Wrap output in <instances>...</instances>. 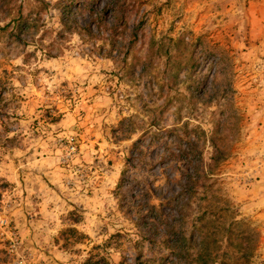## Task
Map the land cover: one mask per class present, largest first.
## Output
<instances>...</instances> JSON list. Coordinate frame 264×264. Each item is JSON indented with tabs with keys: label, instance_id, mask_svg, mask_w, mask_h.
<instances>
[{
	"label": "rangeland",
	"instance_id": "1",
	"mask_svg": "<svg viewBox=\"0 0 264 264\" xmlns=\"http://www.w3.org/2000/svg\"><path fill=\"white\" fill-rule=\"evenodd\" d=\"M57 2L0 0V264H264V0H125L112 43L109 13L87 35ZM212 135L216 215L177 159L190 136L207 164Z\"/></svg>",
	"mask_w": 264,
	"mask_h": 264
},
{
	"label": "trees",
	"instance_id": "2",
	"mask_svg": "<svg viewBox=\"0 0 264 264\" xmlns=\"http://www.w3.org/2000/svg\"><path fill=\"white\" fill-rule=\"evenodd\" d=\"M92 0H58V2L55 4L58 9V15L60 19V23L62 25V28L65 27V25L68 23L70 18V8L77 9L78 11L86 10L89 14L90 20L89 22L85 23L84 28L87 35H90L91 31L89 29V25H94L96 27V31L101 29V24L103 22V17H105L106 13L110 14L111 20L110 24L107 28L103 25L105 28L104 31H106V39L108 42H113L115 38L120 35L122 32H119L118 29L123 30L126 25V19H125V12L126 9H122V6L125 3V0H108L107 4L103 6L101 9L97 11H90V4ZM37 13L39 11H42L45 3L43 1L37 2ZM107 11V12H106ZM18 13V11H17ZM35 17V16H34ZM11 25L14 31H24L27 25H30V27H35L36 20H28L27 18H22L20 14H17V16H13L9 21L7 25ZM197 41V40H196ZM195 41V42H196ZM167 42H172L171 39H169ZM173 43H175V51H174V60H177L182 56L183 54H186L187 57L184 61L185 67H190L191 70L195 68L196 66L200 67L202 64L194 60L193 58V49H188L189 44L184 42V39L178 38ZM165 50L164 55L167 59L169 57L167 56V48H163ZM205 53H207V49L203 48V54L205 56ZM188 148L184 150H180L179 154L177 155V159H181L183 161V170L180 172L183 180L184 185V192L188 193L189 195L198 196V200L202 198V200H208L209 198H215L218 197V199L221 201L223 207L225 210L221 209L220 207L210 211L213 214H219L222 211H230L228 207H225L224 204L228 202V200L224 197V195L219 194V187L216 186L218 183V179L216 178V168L217 166L224 161L226 158H228V153L221 151V149L218 147L215 137L212 135L209 138V143L211 148H213L212 153L210 154L208 158V163L205 164L203 162L202 154L196 150V142L193 140H190V136L186 138ZM218 193V194H216ZM203 213V212H202ZM237 236V235H235ZM250 236V237H249ZM248 236V239L250 242H253V233L250 232ZM237 238V237H236ZM247 239V240H248ZM246 251V259L249 261L253 245L249 244L247 241V244L244 248ZM207 251V250H206ZM206 256L209 259L211 258L209 253L206 254ZM202 257L198 256V260H201ZM102 259H93L91 257L86 258L81 264H100ZM213 262V261H212ZM218 264H228V262H224L219 260ZM231 264H237V262H232Z\"/></svg>",
	"mask_w": 264,
	"mask_h": 264
},
{
	"label": "built area",
	"instance_id": "3",
	"mask_svg": "<svg viewBox=\"0 0 264 264\" xmlns=\"http://www.w3.org/2000/svg\"><path fill=\"white\" fill-rule=\"evenodd\" d=\"M6 223L4 222L3 219L0 220V227H5ZM7 235H10L9 242L11 244V248H14L15 246L18 245V242L16 238L14 237L13 233L11 232L10 229L6 230ZM24 262L22 260H16L15 264H23Z\"/></svg>",
	"mask_w": 264,
	"mask_h": 264
}]
</instances>
